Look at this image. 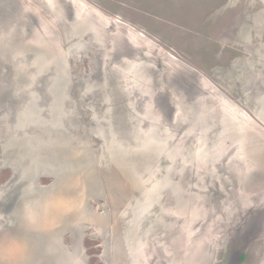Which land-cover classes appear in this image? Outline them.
<instances>
[{"label":"rangeland","instance_id":"1","mask_svg":"<svg viewBox=\"0 0 264 264\" xmlns=\"http://www.w3.org/2000/svg\"><path fill=\"white\" fill-rule=\"evenodd\" d=\"M0 264H264V0H0Z\"/></svg>","mask_w":264,"mask_h":264}]
</instances>
